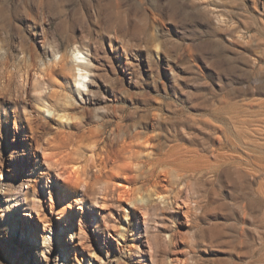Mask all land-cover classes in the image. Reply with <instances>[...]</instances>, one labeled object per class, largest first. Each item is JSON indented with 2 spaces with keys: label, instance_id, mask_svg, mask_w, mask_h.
Returning <instances> with one entry per match:
<instances>
[{
  "label": "rangeland",
  "instance_id": "rangeland-1",
  "mask_svg": "<svg viewBox=\"0 0 264 264\" xmlns=\"http://www.w3.org/2000/svg\"><path fill=\"white\" fill-rule=\"evenodd\" d=\"M43 38L61 49L91 46L100 85L85 108L88 128L106 136L136 127L156 152L144 172L163 180L168 168L206 182L196 196L201 210L167 224L171 240L155 248L152 263L264 264V0H0V68L25 50L41 55ZM105 106L109 113L97 119L92 110ZM5 125L0 179L7 181L8 155L26 142L10 135L21 131L13 121ZM36 221L22 215L19 230ZM9 224L0 219V264H19ZM89 235L94 264H141L130 258V231L121 251L116 240L109 248L97 231Z\"/></svg>",
  "mask_w": 264,
  "mask_h": 264
},
{
  "label": "bare ground",
  "instance_id": "bare-ground-1",
  "mask_svg": "<svg viewBox=\"0 0 264 264\" xmlns=\"http://www.w3.org/2000/svg\"><path fill=\"white\" fill-rule=\"evenodd\" d=\"M45 39L41 55L21 50L0 68V121L6 127L13 121L21 131L10 135H22L29 148L9 153L7 181L0 179V219L10 223L15 259L19 264H94L90 231L99 233L97 241L105 247L116 240L117 251L124 248L119 239L130 231V258L153 264L155 248L171 240V234H163L172 227L167 224L188 221L201 210L196 196L206 182L202 177L188 182L163 167L158 171L163 180L149 168L144 172L145 161L156 152L152 137L144 138L135 126L127 132L119 125L106 136L88 128L85 108L97 102L100 85L93 50L77 42L61 49ZM92 111L100 119L109 107ZM50 122L53 130H45ZM152 209L159 213L153 215ZM33 214L36 223L19 230L22 215ZM158 217L166 223L162 230ZM210 231L217 235L220 229ZM100 264H105L101 258Z\"/></svg>",
  "mask_w": 264,
  "mask_h": 264
}]
</instances>
